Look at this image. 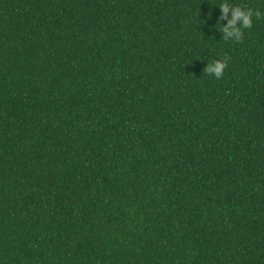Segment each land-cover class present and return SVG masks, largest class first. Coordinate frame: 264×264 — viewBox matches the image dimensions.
<instances>
[{"label":"trees","instance_id":"trees-1","mask_svg":"<svg viewBox=\"0 0 264 264\" xmlns=\"http://www.w3.org/2000/svg\"><path fill=\"white\" fill-rule=\"evenodd\" d=\"M224 2L264 14L0 0V264H264V19Z\"/></svg>","mask_w":264,"mask_h":264},{"label":"clouds","instance_id":"clouds-1","mask_svg":"<svg viewBox=\"0 0 264 264\" xmlns=\"http://www.w3.org/2000/svg\"><path fill=\"white\" fill-rule=\"evenodd\" d=\"M222 15L220 16L221 27L218 29L224 34V41H235L241 43L244 37V30H250L253 27V17L256 19H264V14L259 10H253L243 6L232 5L228 2L222 3L220 6ZM227 20V26L223 25V21ZM228 67V57L222 60H215L208 63L204 69V73L214 75L217 80L222 79L225 70Z\"/></svg>","mask_w":264,"mask_h":264}]
</instances>
